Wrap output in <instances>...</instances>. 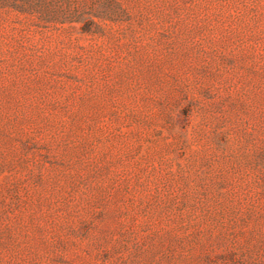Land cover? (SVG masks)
<instances>
[{"label": "rangeland", "instance_id": "374dc122", "mask_svg": "<svg viewBox=\"0 0 264 264\" xmlns=\"http://www.w3.org/2000/svg\"><path fill=\"white\" fill-rule=\"evenodd\" d=\"M0 264H264V0H0Z\"/></svg>", "mask_w": 264, "mask_h": 264}]
</instances>
